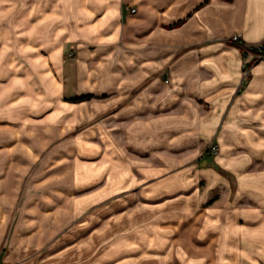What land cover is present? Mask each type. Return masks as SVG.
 Here are the masks:
<instances>
[{"label":"crops","instance_id":"obj_1","mask_svg":"<svg viewBox=\"0 0 264 264\" xmlns=\"http://www.w3.org/2000/svg\"><path fill=\"white\" fill-rule=\"evenodd\" d=\"M22 1L0 264H264V58L230 40H264V0Z\"/></svg>","mask_w":264,"mask_h":264},{"label":"rangeland","instance_id":"obj_2","mask_svg":"<svg viewBox=\"0 0 264 264\" xmlns=\"http://www.w3.org/2000/svg\"><path fill=\"white\" fill-rule=\"evenodd\" d=\"M13 5H23V1L22 0H0V18L4 19L8 16L11 17V15H13L15 13V10H13ZM240 48H241V46H240ZM247 52H250V51H246V49H245V54ZM252 57H253L252 59L248 60V63H247L248 65H251L252 63L264 58V57H257L256 53H254ZM209 144H208V146H209ZM98 237H99V235H98ZM96 240H98V239L96 238ZM99 248H100V246H99ZM99 248H97V246H96L93 254L96 253L97 251H100L101 249H99ZM67 251L68 252L66 254H64V256H63V257H66L67 260L63 259L62 264H76L77 262H81V260H83V259H81L80 255L83 254V252L85 254V251L77 250V253H79V254H77L75 252V250H71V251L67 250Z\"/></svg>","mask_w":264,"mask_h":264},{"label":"built area","instance_id":"obj_3","mask_svg":"<svg viewBox=\"0 0 264 264\" xmlns=\"http://www.w3.org/2000/svg\"><path fill=\"white\" fill-rule=\"evenodd\" d=\"M132 10H134L132 8ZM230 40L237 43L239 46L243 47L244 49H246V51H250L257 54V57H264V40L263 41H259L256 42L254 44H247L245 41H243L241 39V36L239 33H234L231 35ZM251 46L255 47V50H251ZM208 150L211 153H216L218 150V146L216 143L214 142H210L209 146H208Z\"/></svg>","mask_w":264,"mask_h":264},{"label":"trees","instance_id":"obj_4","mask_svg":"<svg viewBox=\"0 0 264 264\" xmlns=\"http://www.w3.org/2000/svg\"><path fill=\"white\" fill-rule=\"evenodd\" d=\"M250 48H251L252 51L255 50L254 46H251ZM241 50H242L243 54H245V49L243 47H241Z\"/></svg>","mask_w":264,"mask_h":264}]
</instances>
